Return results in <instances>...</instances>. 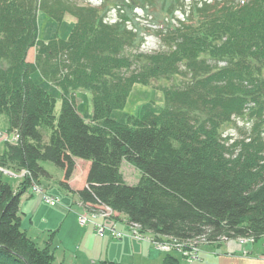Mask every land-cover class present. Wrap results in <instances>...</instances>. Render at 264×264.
Masks as SVG:
<instances>
[{
  "label": "trees",
  "instance_id": "obj_1",
  "mask_svg": "<svg viewBox=\"0 0 264 264\" xmlns=\"http://www.w3.org/2000/svg\"><path fill=\"white\" fill-rule=\"evenodd\" d=\"M138 10L156 29L138 26ZM38 12L58 24L73 17L68 38L39 40ZM146 35L156 50L142 51ZM34 72L59 91L57 115ZM164 79L181 83L161 88V113L111 119L134 85ZM80 90L91 95L90 121L76 108ZM0 116L17 136L0 168L27 173L17 190L0 178V264H55L54 250L21 226V198L51 179L43 162L62 171L59 186L85 212L110 208L115 227L179 243L264 237V0H0ZM237 117L252 123L248 135L224 136ZM76 160L89 168L86 186L72 191ZM124 163L140 173L135 185ZM89 226L110 237L80 227ZM163 264L180 263L167 255Z\"/></svg>",
  "mask_w": 264,
  "mask_h": 264
},
{
  "label": "rangeland",
  "instance_id": "obj_2",
  "mask_svg": "<svg viewBox=\"0 0 264 264\" xmlns=\"http://www.w3.org/2000/svg\"><path fill=\"white\" fill-rule=\"evenodd\" d=\"M74 1L79 5H83V3L86 4L84 0ZM137 13L135 14L139 18L138 26L146 29H156V27L153 26L154 24L145 20L141 11L138 10ZM116 14V12L112 11L111 14H107L106 18L115 20ZM74 23L75 19L71 16H66L64 20L58 24L45 16L42 12H38V39L42 41H49L54 38L66 40L72 30V27L74 26ZM157 45L158 42L154 36L146 35L142 51L150 52L156 50ZM33 53L34 49H30L27 53L28 59H31ZM31 79L37 86L41 87L55 97L57 100L55 113L57 115L60 109L59 91L45 81L38 72H34L31 75ZM173 80L174 79L158 80L155 82L154 86L148 87L139 84L134 85L125 106L120 110L113 111L111 119L123 124L129 116H143L146 113H161L164 108V94L161 88L180 86V80ZM75 103L80 116L85 121H90L92 118L90 93L81 90L76 91ZM233 120V122L224 126V136H229L232 139L247 136L250 128L252 127V123L242 117H237ZM12 141L13 135L12 133H8L7 118L5 116H0V154H2L5 149V143H11ZM79 163L88 165L87 162L83 161H78L77 163V168L72 178V185L77 189L81 188L80 180H84L85 178V175L81 174V166H79L81 164ZM41 165L51 176V179H42L40 185L37 186H41L44 196L54 199L56 206L50 207L44 202L42 196L28 198L30 201L27 203L23 202L22 205V209L24 211V214L20 216L22 229L26 231L27 236L41 249L49 248L50 251H55L57 246V250H62V246H64L68 251L65 252L63 249L64 253L62 252L60 257L62 264H97L94 260V254L92 252H83V254L81 252H77L75 240L72 239V236L79 230L75 216L83 214V210H81V207L79 206L77 196L73 193L65 191L59 186V182L63 179V173L61 170L49 162H43ZM121 172L124 180L130 186L135 185L139 180L140 173L134 167L126 163L122 165ZM25 176L24 172L14 173L12 171H8L7 169L0 168V178L2 181L8 183L14 190H17L20 187ZM22 198L21 201L25 200ZM61 226L63 227L62 230ZM117 230L118 232L124 231L119 230L118 225ZM123 233H127V231ZM108 238L113 242L130 239L137 243H146L151 249H155L154 246L145 239L137 240L124 237L121 240H116L111 239L110 237ZM49 242H51V244ZM197 243H201L199 246V258L201 260H195L192 264H264V237L260 238L256 242L247 240L244 244H240L236 240L223 241L220 246L206 244L202 241H197ZM156 250L157 252H149V256L140 250H135V255H133L134 258L129 264H163L164 258L171 254L174 255L180 264H188L181 254L176 251L161 252L158 249ZM53 255L54 263L57 264L55 252H53ZM74 255L77 256L76 262L74 261Z\"/></svg>",
  "mask_w": 264,
  "mask_h": 264
},
{
  "label": "crops",
  "instance_id": "obj_3",
  "mask_svg": "<svg viewBox=\"0 0 264 264\" xmlns=\"http://www.w3.org/2000/svg\"><path fill=\"white\" fill-rule=\"evenodd\" d=\"M78 161H81V160L75 161V171L77 168ZM79 164H81V165H79V166H81V174L85 175V178H84V180H80L81 181V188L77 189L76 187H74L72 185V178H73L74 173H75V171H74L71 179L68 182V185L72 189V191H78V190H80L86 186L85 180H86V174H87V171L89 168V163H88V165H86L84 163H79ZM40 183H41V181H40ZM28 198H31V197L30 196L28 197V195L26 194L22 198L25 200L20 202V215L24 214V211L22 209V205H23V202L27 203L30 201V200H28ZM77 199H78V197H77ZM78 202H79V206L81 207V210H83V213H84L85 212L84 208L81 206L79 200H78ZM79 212H80V210H79ZM76 216H75V218L77 221ZM97 222H101V220H97ZM77 224H78V222H77ZM117 225L119 227V230H124L123 232L126 231L125 225L123 223L118 222ZM117 225H116V230H117ZM62 228L63 227L61 226V230H62ZM78 228H79V230L75 233V235L72 236V239H74L75 243H76L75 247L77 249V252H81L82 254H83V252L84 253L85 252H88V253L92 252L94 254V260L97 264H100L101 262H110V263H114V264H129L134 258L133 255H135L134 254L135 250H140L144 254H147V256L150 255L149 252H152V251L157 252L156 249H153V248L151 249L150 246L146 243H137V242L132 241L130 239H123L122 241H119V242L118 241L113 242V241H110L107 236H104V238L94 237L92 234L93 231H92L91 226L84 228V227H80L78 224ZM119 232H122V231H119ZM106 238H108V239H106ZM221 243H223V242H221ZM221 243L216 244V245L220 246ZM226 244H228V243H226ZM61 246H62V243H61ZM62 247H63L62 250H57V248H58V246H57V248L54 251L57 264H62V262L60 261L61 260L60 257L62 255L63 249L65 252L68 251L64 246H62ZM144 248L146 249V251ZM199 253L197 254L196 260H201L199 258ZM172 256L174 257V255H172ZM74 261L75 262L77 261L76 255H74ZM72 263H73V261H72Z\"/></svg>",
  "mask_w": 264,
  "mask_h": 264
},
{
  "label": "built area",
  "instance_id": "obj_4",
  "mask_svg": "<svg viewBox=\"0 0 264 264\" xmlns=\"http://www.w3.org/2000/svg\"><path fill=\"white\" fill-rule=\"evenodd\" d=\"M15 136V137H14ZM17 141V136L13 135V142ZM25 175L27 173L23 171ZM43 190L37 186L32 185L28 193L31 196H42L45 203H47L50 207H55L54 199L48 198L43 195ZM91 217L92 219H102V223H96L92 222L88 218ZM116 217V214L108 207H102L99 210H89L85 213L78 216L77 221L80 226H86L88 224H92L95 228V233L97 236H103L105 233H108L109 236L112 239L121 240L124 237H129L137 240H143L149 241L155 249H158L161 252H170V251H176L186 260L188 264H191L197 259V254L199 253V246L201 243L196 242H189V243H179L177 241H167L165 239H162V241H159L158 239H152L151 237H145L142 233L139 231V227L137 225L128 226L127 233L118 232L116 230L115 224L112 222V219ZM247 241L245 239H240L238 242L240 244H244V242ZM252 241V240H251Z\"/></svg>",
  "mask_w": 264,
  "mask_h": 264
}]
</instances>
